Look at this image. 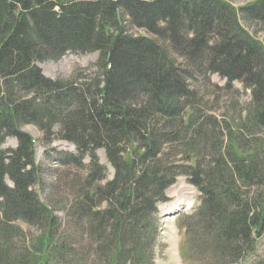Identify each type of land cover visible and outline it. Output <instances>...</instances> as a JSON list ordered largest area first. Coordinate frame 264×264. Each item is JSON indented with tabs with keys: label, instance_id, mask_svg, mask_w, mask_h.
<instances>
[{
	"label": "trees",
	"instance_id": "trees-1",
	"mask_svg": "<svg viewBox=\"0 0 264 264\" xmlns=\"http://www.w3.org/2000/svg\"><path fill=\"white\" fill-rule=\"evenodd\" d=\"M246 14L264 21V1ZM125 15L171 41L194 68L206 61L227 88L235 81L250 88L253 125L264 129V50L221 0H0V264H141L138 249L153 230L147 221L180 175L202 193L187 222L201 264H246L264 236V141L234 136L228 123L198 109L190 68L173 60L159 39L125 31ZM69 51H100L104 78L43 74L37 61ZM29 123L48 135L61 125L55 135L79 150L65 164L83 166L86 155L92 158L87 185L69 210L89 242L84 233L75 242L35 190L42 168L34 138L21 130ZM10 136L18 145L5 148ZM132 142L144 153L127 159L123 149ZM235 143L254 151L238 156ZM167 146L172 152L161 158ZM100 148L115 168L112 178L99 162ZM196 148L216 156L193 158ZM179 152L182 158H171ZM102 178L104 187L96 186ZM24 223L41 231L31 247ZM124 233L132 243L122 250ZM115 248L120 260L111 257Z\"/></svg>",
	"mask_w": 264,
	"mask_h": 264
},
{
	"label": "rangeland",
	"instance_id": "rangeland-1",
	"mask_svg": "<svg viewBox=\"0 0 264 264\" xmlns=\"http://www.w3.org/2000/svg\"><path fill=\"white\" fill-rule=\"evenodd\" d=\"M221 1L230 8L235 9L241 27L264 50V21L258 18H251L246 14L247 8L264 0ZM121 26L132 35L152 36L155 39H159L163 47L167 49L169 56L172 59L174 58L173 60L184 68H190L193 76L189 81L194 87L193 91L197 95L198 109H207L210 114L215 115L219 120H223L224 124L225 122L228 123L234 136L240 133L241 138V135L247 133L251 139L249 140L250 143L258 140L264 141V129L255 127L251 119L253 111L251 106L252 90L250 88L246 87L241 81H235L231 89L227 88L228 80L219 73H213L209 70L210 67H208L206 61L201 64L197 62L198 66L202 65L201 68H198V71V69L194 68L196 64L194 66L191 64L189 56L181 55L174 45L171 44V41H165L159 36L153 35L147 28L137 26L132 22L131 17L127 15L122 17ZM113 32L114 30L112 29L111 33ZM212 37L213 41H215L216 35H212ZM100 58V51L86 53L69 51L61 58L37 61V64L42 69L43 74L51 79L79 80V78H94L97 76L103 79L105 70L99 63ZM21 130L34 138L36 160L42 168L41 180L35 185V190L42 202L63 221V224H61L62 228H66L73 237V240L77 242V237H81L85 230L80 231L73 224V216L69 214V210L73 206L76 197L82 195V191L87 185L86 178L90 172L92 158L86 155L82 161L83 166L77 165L76 162L65 164V162L68 163L70 161L66 158H71L68 154L74 153L77 155L79 154V150L74 143L55 135L61 130L60 124L53 125L52 130L54 135H48L46 128L43 129V126L41 127L39 124L33 123L23 125ZM17 145V138L10 136L7 138L4 147H16ZM123 150H125L124 154L127 159L144 153V149H139L135 142L125 145ZM203 150L196 148L192 155L193 158H206V154L208 151L210 152V149L208 151ZM252 151L254 150L250 152ZM171 152V147L167 146L165 154H162L161 158L169 157L168 154ZM223 152L226 154V149ZM234 152L242 157L250 153L243 151V149L241 150L236 143L234 145ZM96 153L100 164L105 167L104 173L107 174V178H112L116 171L108 159L106 150L100 148ZM179 153L178 156L175 153V157L171 158H182L180 155L183 153ZM210 153L213 157L216 156L215 151L212 150ZM254 158H260V156L257 157L255 155ZM107 178L98 180L95 183L96 186L101 185L104 187ZM7 181L12 184L9 178H7ZM91 190L95 192L94 188H91ZM201 201V191L189 181L186 175L178 176L175 183L166 190V199L157 203V210L153 213L152 220L147 221L149 225L153 226V230H150L147 238H142V246L138 249L141 264H146L148 261L151 264H201L199 261L201 255L192 252L193 247L190 243L192 238L189 239L187 235L189 216L198 209ZM100 206L105 209L107 203L103 200ZM22 226L24 227V232L28 234L27 244L31 247V244L36 243V238L41 234L40 228L28 223H24ZM123 236L125 238H123L122 244H118L122 250L123 245L128 247L126 243L131 242L126 233ZM82 238L85 242L90 241L88 233H84ZM69 241H71V237ZM131 243L128 245L130 246ZM71 244L80 248V245H77V243ZM116 248L112 250L111 257L114 254V257L119 259V252ZM148 256L149 259H147ZM263 258L264 236L257 240L256 251L247 259L246 264H251ZM89 264L105 263L103 261H94V263Z\"/></svg>",
	"mask_w": 264,
	"mask_h": 264
}]
</instances>
